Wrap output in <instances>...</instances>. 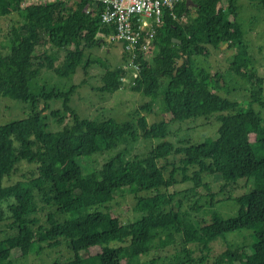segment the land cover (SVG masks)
I'll return each mask as SVG.
<instances>
[{"label": "trees", "instance_id": "16d2710c", "mask_svg": "<svg viewBox=\"0 0 264 264\" xmlns=\"http://www.w3.org/2000/svg\"><path fill=\"white\" fill-rule=\"evenodd\" d=\"M25 1L0 0V11L19 17L17 33L10 34L11 54L0 52V101L20 96L27 104L26 115L30 119L37 118L43 129L40 139L49 166L45 174L4 185L5 177L16 167V146L21 142L9 130L13 122L0 125V231L13 232L0 240V264L14 252L39 253L45 246L61 244L64 240L60 238L66 239L73 256L56 264H85L84 253L102 244L105 246L97 264H123L124 261L134 264L155 248L158 220L165 210L158 193L164 188L168 189L169 203L174 206L171 209L174 227L187 242L248 229L253 232L252 242L241 251L222 253L219 261L230 257L238 264H264V118L253 107L257 103L264 108L263 89L252 90V99L245 104L233 101L218 93L220 86L215 82V73L194 65L196 56L209 55L210 46L221 49L227 44V48L236 49L233 69L236 66L245 75H254L253 71H247L250 55L242 27L237 22V0H194L198 4L196 19L191 17L192 6H188L187 0H179L173 9H164L161 24L155 27L153 37L141 40L136 57L132 59L130 54L140 66L137 76L132 73L134 90L156 99L157 90L163 84L164 109L170 113L172 121L216 114L217 137L198 144L186 142L175 148L171 142L162 141L144 155L127 158L117 154L101 168L86 174L79 157L107 151L122 140L137 137L164 140L170 133L169 123L148 122L142 111L151 109L150 102L138 108L136 121L81 118L69 103L70 95L79 84L67 90L45 88L39 94L32 93L30 82L48 66L46 50L40 52L41 49L50 45L65 48V63L56 73L69 77L84 65L88 50L101 46L115 33L113 26L103 24V5L99 1L47 0L23 6ZM260 2L264 7V0ZM143 43L148 48L141 47ZM150 44L155 46L153 51ZM181 58L184 62L175 74ZM128 72L123 66L107 69L101 76L98 91H118ZM53 99L62 100V105L53 108L50 102ZM47 111L58 123L64 122L69 114L72 123L51 131L45 123ZM177 154L183 155L181 163L196 161L193 175L196 187L202 184L211 197L223 196L221 201H236V215L224 217L215 212L211 221L199 218L195 224L187 222L191 213L182 210L184 200L177 198L181 191L168 182L166 173L170 156ZM177 170L178 165L174 164L172 171ZM215 175L220 176L217 189L203 181ZM251 178L255 180L249 191L231 196L230 188L235 189L241 180ZM123 189L135 195L134 212L141 217L133 218L134 221L122 222L103 209L112 196ZM192 189L185 190V196ZM39 198L53 207L46 215V224H41L36 215ZM58 215L64 218L60 220ZM111 242L117 243L110 246Z\"/></svg>", "mask_w": 264, "mask_h": 264}, {"label": "rangeland", "instance_id": "374dc122", "mask_svg": "<svg viewBox=\"0 0 264 264\" xmlns=\"http://www.w3.org/2000/svg\"><path fill=\"white\" fill-rule=\"evenodd\" d=\"M41 2V0H26L22 5L30 2ZM239 15L237 22L241 25L244 33V42L246 50L250 55V61L247 63V71L254 72L253 76H247L238 67L233 69L232 61L236 49L234 47L215 49L210 46L209 55L196 56L194 65L204 67L208 71L215 73V82L219 84L218 93L228 97L233 101H240L245 104L252 99V90L263 89L264 94V7L260 0H237ZM196 19L197 13L195 7L191 8V17ZM19 17L16 14H6L4 10L0 11V52L4 55H10L12 49L11 35L17 33ZM101 37V34L98 35ZM46 50L48 66L42 70L41 75L30 82L32 93L39 94L43 89L60 88L70 89L74 84H79L76 90L70 95V105L81 118H106L113 117L119 122L126 120L136 121L139 118L138 108L147 102L152 103L149 111H142L150 124L167 121L169 123V135L163 140L160 138L122 140L117 146L107 150L93 153L89 156L78 158L83 167V172L90 173L101 168L102 164L108 159L123 154L127 158L135 155H144L150 148L163 143L171 142L172 148L183 145L186 142L198 144L204 141H210L217 137L219 122L214 116H202L187 121H172L171 115L166 111L163 101V89L161 84L157 90L158 98H153L144 94L142 91H136L132 88V72L134 70L130 54L124 49L108 40L101 46L87 51V57L84 65L80 66L77 72L69 77L60 76L56 73L60 70L66 60L67 51L65 48H57L50 45L47 49L43 48L40 52ZM90 61V62H89ZM89 62V63H88ZM118 66L126 67L129 72L121 89L114 93L98 91L102 74L109 68ZM261 78L259 81L256 77ZM52 107L62 105V100H51ZM254 109L264 118V108L254 103ZM27 104L22 102L20 96L5 97L0 101V125L12 123L9 127L11 133L21 142L16 146V167L9 176L4 179V185H9L17 181H28L39 174H45L48 168V157L42 147L40 134L43 131L38 125L37 118H28ZM48 115V116H47ZM45 115V123L51 131H58L72 123L71 115L67 114L64 122L58 123L56 118L51 117L49 111ZM213 116V117H212ZM183 155H171L167 163L166 173L169 176L168 182L175 185L176 190H180L179 198H183L182 210L190 211L191 217L189 224H195L197 220L206 219L211 221L213 213H219L224 217L234 216L238 212L236 201H221L223 196L217 195L214 198L209 195V191L201 184L196 187L193 180L196 161L187 160L181 163ZM166 163V161H162ZM174 164L178 165L177 172H173ZM220 176H208L203 180L210 182L217 189V180ZM253 178L249 181L241 180L235 189L230 188L232 197H236L253 187ZM188 191L187 197L185 190ZM171 192L172 190L169 189ZM143 194V193H142ZM168 189L164 188L158 193L160 203L165 210L158 220L159 231L155 248L149 255L141 256V259L134 264H218L220 255L228 250L241 251V249L250 244L253 240V232L248 229H241L216 237H201L196 241L187 242L174 227V218L171 215L173 204L168 200ZM225 197V196H224ZM38 200L39 210L37 216L41 224L47 223V214L53 210L51 206L45 205V202ZM136 203L135 195L128 189H123L114 194L107 204L106 209L113 215L119 217L122 222L128 219L141 217V214L134 212ZM213 204V205H212ZM137 215V216H136ZM62 220L64 216L58 215ZM136 219H133L136 220ZM37 227V226H35ZM13 232L9 229L0 231V240L5 239L7 235ZM13 235V234H12ZM61 244L57 243L52 247H44L39 253L30 252L23 255L21 252H14L12 256L2 262V264H56L64 263L73 256V251L69 248L66 239ZM117 242H111L110 246ZM105 245L91 247L84 253L85 264H97L100 262L99 253ZM152 261V262H151ZM123 264H126L124 261ZM220 264H238L232 261L230 257L223 259Z\"/></svg>", "mask_w": 264, "mask_h": 264}, {"label": "built area", "instance_id": "2783aa9c", "mask_svg": "<svg viewBox=\"0 0 264 264\" xmlns=\"http://www.w3.org/2000/svg\"><path fill=\"white\" fill-rule=\"evenodd\" d=\"M47 0H41L44 2ZM49 1V0H48ZM71 1V0H70ZM75 1V0H74ZM83 1V0H82ZM103 5L102 22L114 27V39L122 41L126 52L134 59L141 40L153 37L155 28L159 26L165 8L173 9L179 0H95ZM32 2V1H31ZM36 2V1H34ZM153 19V23L149 20ZM143 48H148L142 44ZM133 62L134 76H137L140 66Z\"/></svg>", "mask_w": 264, "mask_h": 264}, {"label": "water", "instance_id": "95a60500", "mask_svg": "<svg viewBox=\"0 0 264 264\" xmlns=\"http://www.w3.org/2000/svg\"><path fill=\"white\" fill-rule=\"evenodd\" d=\"M75 1L82 2V0H75ZM72 2H74V0H71V3H72ZM187 4H188V6H194V7H197V6H198V4H197L194 0H187ZM221 5H222V4H221V2H220V3L218 4V6L220 7ZM107 40H108L109 42H113L115 45H117V46H119L120 48L124 49V47H123V42L114 39L113 36L108 37ZM175 41L181 42L180 39H175ZM225 45H227V44H225ZM183 62H184V59L181 58V59L179 60L178 64H177V67H176L175 71H174L175 74H177L178 68H180V67L182 66Z\"/></svg>", "mask_w": 264, "mask_h": 264}, {"label": "crops", "instance_id": "0c3cea01", "mask_svg": "<svg viewBox=\"0 0 264 264\" xmlns=\"http://www.w3.org/2000/svg\"><path fill=\"white\" fill-rule=\"evenodd\" d=\"M149 21H151L153 23V19L149 20ZM153 27L155 28V26L153 25L152 27L147 28V30H151ZM149 47H150L151 51H153L155 49V46L152 44H150ZM223 47H227V45H224Z\"/></svg>", "mask_w": 264, "mask_h": 264}]
</instances>
